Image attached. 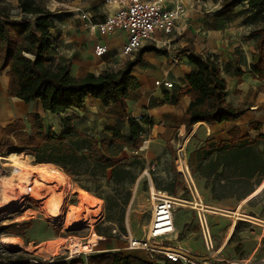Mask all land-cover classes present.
Listing matches in <instances>:
<instances>
[{"label": "crops", "instance_id": "0c3cea01", "mask_svg": "<svg viewBox=\"0 0 264 264\" xmlns=\"http://www.w3.org/2000/svg\"><path fill=\"white\" fill-rule=\"evenodd\" d=\"M169 4H178L185 9L173 33L166 35L157 31L152 40L146 41L140 50L130 56L123 55V48L128 42L126 33L102 37L93 25L82 18L83 14H87L96 24L115 14L117 9L108 5L106 0H50L46 8L52 13L55 23L50 36L56 41V61L59 64L69 63L74 76L82 78L87 74L118 71L129 60H141L133 71L139 87L129 96L126 114L119 106L104 107L98 101H88L82 111L69 113L77 116L75 126L92 136L107 129H119L127 136L129 117H148L151 126L145 127L143 147L138 152L126 151L123 154V158L139 157L145 163L136 190L143 181L147 184L149 195L155 190L161 191L155 186L151 172H154L156 182L159 180L162 183L167 176L172 180L170 172L176 170L184 178V187L193 195L190 188L195 184L188 166V155L197 146L207 139L218 142L228 140V132L234 127H238L243 135H264V81L251 72L252 43L248 41L249 34L261 27L264 11H251L244 2L229 8H222L220 1L213 0H169ZM98 45L107 48L102 57L95 55ZM192 56L210 58L220 65L227 82L228 102L234 107L248 109L241 119L221 125L199 123L186 133L182 121L191 99L181 96V93L187 86L186 76L196 70L191 62ZM157 81H168L173 88L158 87L155 85ZM30 113L39 114L47 128L54 132L53 126H48L47 122H58L59 131L56 133L62 132V116L45 112L40 101L25 103L10 97L9 78L6 72L0 73V140L4 127ZM253 123L259 124V133L250 129ZM0 159L5 160L6 157ZM169 163L170 172L166 171ZM203 185L199 182L208 208L217 210L208 213L217 254L215 257L206 254L201 236L200 241H196L197 236L187 227L189 222L186 218L182 225L175 220V244L200 262L264 264V195L261 196L264 181L241 202L214 201ZM198 199L201 198L198 196ZM223 210L234 211L218 213L225 212ZM241 214L254 218L256 222L238 218ZM128 236L135 237L129 229L125 239ZM112 244L115 250L146 260L147 255L143 251L130 252L125 248L127 244L113 242L109 245ZM158 264L164 262L160 260Z\"/></svg>", "mask_w": 264, "mask_h": 264}, {"label": "trees", "instance_id": "16d2710c", "mask_svg": "<svg viewBox=\"0 0 264 264\" xmlns=\"http://www.w3.org/2000/svg\"><path fill=\"white\" fill-rule=\"evenodd\" d=\"M243 2L251 11H264V0H221V6L229 8ZM1 4L0 73L6 72L9 78V96L25 103L40 101L45 112L63 118L61 133L49 130L37 113L16 119L1 131L0 157L25 153L32 157L35 166H56L86 191H89L88 184L97 188L102 183L114 187V195L104 198L105 221L122 222L130 193L120 202L121 195L116 187L135 182L137 177L131 172L134 166L141 164L140 170L145 167L139 157L130 160L123 158V154L138 152L143 147L144 130L151 126L150 120L146 116H141V120L129 117L127 136L119 129H107L92 136L78 129L75 126L77 116L69 113L82 111L88 101H98L104 107L119 106L126 114L129 96L139 87L133 71L141 60H129L118 71L108 70L100 75L87 74L78 78L72 74L69 63H57L56 41L50 36V31L55 29L53 16L39 0H17L14 7L5 0H0ZM261 23V27L249 34L248 41L252 43L251 72L264 81V17ZM191 62L196 70L186 76L187 86L181 93L191 99L182 121L186 133L199 123L221 125L241 119L248 109L234 107L228 102L227 82L220 65L210 58L194 56ZM250 129L260 132L257 123L251 124ZM188 166L197 183L203 182L212 200H246L264 181V135H243L234 127L228 132V140L207 139L197 146L188 155ZM174 172L173 183L167 189L170 194H176V188L182 192L186 189L179 183L181 175ZM113 209L117 210L118 218L110 216ZM32 227L33 221L0 224V240L2 237L24 238ZM121 230L126 233L124 227ZM95 232L101 237L118 238L111 230L96 227ZM25 256L14 258L0 244V264H23L25 260L34 259ZM60 260L45 264H153L148 257L143 260L121 251L95 253L70 262Z\"/></svg>", "mask_w": 264, "mask_h": 264}, {"label": "rangeland", "instance_id": "374dc122", "mask_svg": "<svg viewBox=\"0 0 264 264\" xmlns=\"http://www.w3.org/2000/svg\"><path fill=\"white\" fill-rule=\"evenodd\" d=\"M5 1L13 7L17 4V0ZM49 1L50 0H39V2L45 7ZM219 1L221 3V0ZM47 123L48 126L52 125L56 132L59 131L58 122L51 123L48 121ZM133 158L134 157H131L130 160ZM0 160V189L6 188L5 195L10 199L4 200L2 197H0V224L9 225L13 223L33 221L32 229L25 234L24 238H1L0 244L4 246L14 258L25 256L27 254L28 257L26 255V258H35L49 263L56 262L57 259L61 258L63 248L68 247L72 242L86 244L95 241L96 236H98L95 232L96 227H99L103 231L111 230L112 234L118 236L116 239L98 236L100 239L97 240L98 243L96 242V244H98L95 250L96 253L118 251L113 248V244H109L113 242L126 244L127 241L125 236L127 235L128 229L135 237L142 238L146 232L151 216L153 202L148 193V187L146 183L142 181L138 189L136 190L135 188L137 181L143 171L140 170L141 164H138L131 169L132 174L137 177L134 183L116 187L118 188V193L121 195L119 199L120 202L125 201L128 193H130V198L128 205L125 207L123 221L116 224H111L105 221L107 213L106 201L104 198L107 195H114V187L107 186L105 183H102L99 188H97L95 185L88 184L87 188H89V191H86L82 189L78 183H75L73 179L65 176V185L58 184L56 181H51V184H48L49 187L37 188L36 191L38 193L36 196L31 197L29 189H26V193L23 191L18 192V189H20V187L22 189L24 186L31 187L33 184L28 185L27 183H21L18 179V176H11L10 173L17 162L20 164L23 172L25 171L27 173L26 176L32 179L33 176L37 175L41 167L35 166L32 157L25 153H15L6 157L5 160ZM141 162L144 167L145 163L143 161ZM166 168V171L170 172V163L166 165ZM46 169L53 173H62L59 168L53 165L46 166ZM19 171L20 170H14V173H18ZM170 173L172 180L168 179L167 176L166 179L161 181L162 183H160L159 180L156 182L155 178L153 177L154 172H151V176L155 186L158 187L162 192L175 198L178 197L180 200L187 202L183 204V206H178L176 208L174 218L179 222V225H182L186 218L187 222H189L187 227L190 230H193L194 234H196V241H200L197 212L195 209H193V200L194 198L198 199L199 196L203 204L209 207L205 201L202 186L200 187L199 183H197V181L192 176L195 185L193 187L192 183L191 189L194 196L191 194L189 189H184L185 191L181 192L182 190L180 188H176V194H170L167 189H170L173 183L175 172L171 170ZM31 179L29 180L30 182L33 181ZM179 183L185 184L184 178L182 176L179 177ZM83 195L91 197L95 203L99 202V209L95 211L93 206L83 205V201L81 199V196ZM13 202H18L20 207L15 208L13 206ZM48 209H57L54 210L55 212L57 211L56 216H51ZM76 211L78 213L72 217V214ZM208 211L215 212L217 210H211L208 208ZM223 211L225 212L218 213L225 214L234 210ZM99 213L103 214L102 220L98 219ZM186 214L187 217H185ZM110 216L118 218L117 210L113 209L110 213ZM84 221L89 226L86 225L78 228L77 225H81ZM121 227L125 228L126 233H123ZM69 237H72V239L67 240ZM4 239H16L18 243L7 244L3 241ZM172 244L175 245V242ZM54 245L57 246V250L55 249L52 252L53 254L41 253L42 249Z\"/></svg>", "mask_w": 264, "mask_h": 264}, {"label": "built area", "instance_id": "2783aa9c", "mask_svg": "<svg viewBox=\"0 0 264 264\" xmlns=\"http://www.w3.org/2000/svg\"><path fill=\"white\" fill-rule=\"evenodd\" d=\"M106 3L115 7L117 11L115 14L108 16L103 22L93 24L87 14H83L82 18L88 21L90 25H93L102 37L118 32L126 33L128 42L123 48V55L125 56H130L140 50L146 41L153 39L157 31L166 35L172 34L177 22L185 14L183 6H170L169 0H106ZM16 13L15 11L14 15ZM106 53V47L96 46V56L102 57ZM155 85L158 87L164 86L168 89L173 88V84L168 81H157ZM137 119L141 120L142 117L139 116ZM150 198L153 202V209L146 232L142 238L128 236L126 238V250L130 252H145L148 260L153 264H158L160 260H168L180 264H216L214 262L197 261L190 252L176 244H172L176 243L177 240L174 218L176 208L183 206L187 202L157 190L150 193ZM13 206L17 208L20 207V204L15 202ZM193 209L197 212L198 227L204 250L208 256L215 257L217 250L207 215L209 213L208 207L201 200L194 199ZM102 216L103 214L99 213L98 219L102 220ZM238 218L256 222L254 218L245 214H241ZM86 225L89 226L84 221L77 227ZM71 239L72 237L67 238V240ZM69 246L63 248L60 261L70 262L79 257L86 259V257L96 253L95 250L98 244L92 246L88 252L72 251ZM45 263L47 262L34 258L25 260L23 264Z\"/></svg>", "mask_w": 264, "mask_h": 264}, {"label": "bare ground", "instance_id": "6f19581e", "mask_svg": "<svg viewBox=\"0 0 264 264\" xmlns=\"http://www.w3.org/2000/svg\"><path fill=\"white\" fill-rule=\"evenodd\" d=\"M14 170H20V171L18 173H14ZM10 174H11V176H18V179L20 180L21 183H24V184L27 183L28 185L29 184H33V186H31V187L24 186V188L21 189V187H20V189H18V192H20V191L22 192L23 191L25 193H26V189L27 190L29 189V193H30V196L31 197L32 196H36V194L38 193L36 191L37 188H40V187L47 188V187H49L48 184H51L50 183L51 181H56V182H58V184L65 185V175L64 174H62L60 172L59 173L58 172L53 173V172L49 171L48 169H46V167H44V166H41V169L39 170V172L37 173V175L33 176L32 179H31V178H28L26 176L27 173L25 171L23 172V170L20 167V164L16 162V165H14V168L11 171ZM30 179L33 180V181L30 182L29 181ZM9 180H11V179H9ZM5 189H3V188L0 189V197H2L4 200H8L9 198H7V196L5 195V192H6ZM81 199L83 201V205H85V206L86 205L93 206V208H94L95 211L99 209V202H96L95 203L93 201V199H91V197H89L87 195H83V196H81ZM54 210H57V209H54ZM54 210L53 209H51V210L48 209L49 214L51 216H56L57 211L55 212ZM77 213H78L77 211L74 212L72 214V217L75 216ZM99 239L100 238L96 236V240L95 241H93L91 243H86V244L72 242L70 244L69 248L72 251H76V252H88L90 250L91 246H94L96 244L97 240H99ZM3 241L5 243H7V244L8 243L9 244L18 243V241L16 239L15 240L4 239ZM56 247L57 246L54 245V246H51V247H48V248H44V249H42L41 253H49L50 254V253H52L56 249Z\"/></svg>", "mask_w": 264, "mask_h": 264}]
</instances>
